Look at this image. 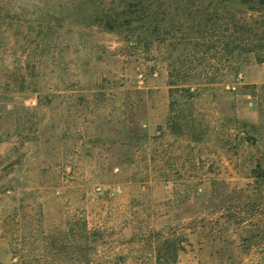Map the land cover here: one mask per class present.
<instances>
[{"label":"rangeland","instance_id":"374dc122","mask_svg":"<svg viewBox=\"0 0 264 264\" xmlns=\"http://www.w3.org/2000/svg\"><path fill=\"white\" fill-rule=\"evenodd\" d=\"M12 1L0 264H264V61L235 48L258 13L149 0L144 20L138 0Z\"/></svg>","mask_w":264,"mask_h":264},{"label":"trees","instance_id":"16d2710c","mask_svg":"<svg viewBox=\"0 0 264 264\" xmlns=\"http://www.w3.org/2000/svg\"><path fill=\"white\" fill-rule=\"evenodd\" d=\"M219 1L221 3L231 2L233 4L245 5L252 10V13L254 12L258 13L259 18H261L262 20H259L260 23L257 22L258 23L257 26L251 27L250 24L244 23V24H240L239 28H237L238 33H239V42L235 48L237 50L238 59H241L243 56H246L249 53L254 52L255 59L258 62H263L264 61V46H262V44H258L259 41H257L256 39H258L257 33H259L257 31L264 32V0H216V2L220 3ZM16 3H17L16 1L13 2L12 0H0V6L2 8L3 7L5 8L6 4L13 5ZM135 4L138 5V7L146 11L147 9L149 10L145 16L143 15L144 17L142 16L144 20L148 19L151 15L150 14L151 11L153 12L152 7H151L152 3L149 0H138L137 3ZM140 8L136 10V12L139 13ZM7 10H9V8ZM7 14L4 19L11 18L9 14L8 15ZM106 22L111 25L110 26L111 29H114L115 27L120 26L121 24L123 25V23L120 22V18L118 15L107 18ZM131 23H132V20H129L127 22V25H131ZM227 46L228 45L226 44L225 48H227ZM262 47H263V50L261 49ZM261 50H262L263 56L260 53Z\"/></svg>","mask_w":264,"mask_h":264},{"label":"built area","instance_id":"2783aa9c","mask_svg":"<svg viewBox=\"0 0 264 264\" xmlns=\"http://www.w3.org/2000/svg\"><path fill=\"white\" fill-rule=\"evenodd\" d=\"M240 76H241V75H240ZM26 104H27V105H31V101H27ZM100 190H101V187H99V186H97V187L95 188V191H100Z\"/></svg>","mask_w":264,"mask_h":264}]
</instances>
